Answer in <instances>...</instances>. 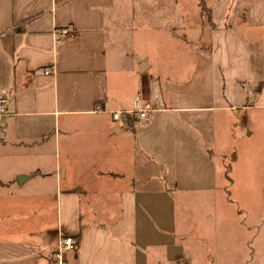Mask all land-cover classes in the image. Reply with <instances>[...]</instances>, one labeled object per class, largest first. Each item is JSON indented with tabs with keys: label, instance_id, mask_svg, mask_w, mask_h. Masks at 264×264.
Here are the masks:
<instances>
[{
	"label": "crops",
	"instance_id": "1",
	"mask_svg": "<svg viewBox=\"0 0 264 264\" xmlns=\"http://www.w3.org/2000/svg\"><path fill=\"white\" fill-rule=\"evenodd\" d=\"M63 27L75 37L57 42ZM256 32L264 0H0L13 111L0 122V264H53L64 235L77 240L66 264L197 263L208 239L180 224L179 202L216 204L222 177L227 189L244 178L240 154L231 180L223 161L232 115L264 106L252 101L264 90ZM155 96L146 121L111 113ZM250 260L264 264L255 249Z\"/></svg>",
	"mask_w": 264,
	"mask_h": 264
},
{
	"label": "rangeland",
	"instance_id": "2",
	"mask_svg": "<svg viewBox=\"0 0 264 264\" xmlns=\"http://www.w3.org/2000/svg\"><path fill=\"white\" fill-rule=\"evenodd\" d=\"M251 37L264 40L263 33L256 32ZM142 48L148 50V45H143ZM260 63L259 57L258 65ZM252 96L253 103L264 105V90L256 93L252 88ZM232 116L234 117L230 126L232 141L230 145L228 144L230 149L223 162L225 167L231 165L233 155L240 154L236 168L239 176L242 174L244 178L227 189L224 186L228 185V182L222 177L220 184L223 187L215 194L216 204L213 202L214 204L203 208L193 202L185 206L179 202L180 224L181 216L185 214L189 223L188 230L191 229L194 234L199 233L208 239L204 242L208 248L201 244L193 245L198 257L197 263L193 261L195 264L205 263L207 249L212 255L216 254L220 264H255L250 260L253 249L257 255L264 256V227L259 235L258 228L249 230L241 223L244 219L245 224L251 225L261 224L264 220V106L250 110L245 117L241 113ZM225 167L221 171V176ZM42 207L46 208L48 217L56 221L57 201L49 199L47 205ZM36 208L38 206L29 205L26 210L31 212Z\"/></svg>",
	"mask_w": 264,
	"mask_h": 264
},
{
	"label": "built area",
	"instance_id": "3",
	"mask_svg": "<svg viewBox=\"0 0 264 264\" xmlns=\"http://www.w3.org/2000/svg\"><path fill=\"white\" fill-rule=\"evenodd\" d=\"M55 40L61 42L66 38L75 37V32L69 27H63L54 31ZM53 69H48L46 74H52ZM157 97H153L149 102H146L142 97H137L133 102V107L127 110L111 111L113 117L117 120H125L128 117H134L139 120L146 121L149 118V113L155 111L154 101ZM12 98L5 92L0 91V122L6 117L13 115L11 110ZM94 112H107L100 103H97ZM77 249V240L71 235L61 236L57 249L54 254L53 264H66V255L70 251Z\"/></svg>",
	"mask_w": 264,
	"mask_h": 264
},
{
	"label": "trees",
	"instance_id": "4",
	"mask_svg": "<svg viewBox=\"0 0 264 264\" xmlns=\"http://www.w3.org/2000/svg\"><path fill=\"white\" fill-rule=\"evenodd\" d=\"M234 157H235V156L233 155V159H234ZM230 170H231V165L228 164V165L226 166V176H227V178H228L229 180H231V179H230V176H229Z\"/></svg>",
	"mask_w": 264,
	"mask_h": 264
}]
</instances>
